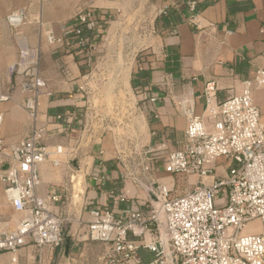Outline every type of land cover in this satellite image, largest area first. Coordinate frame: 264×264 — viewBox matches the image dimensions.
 I'll use <instances>...</instances> for the list:
<instances>
[{
    "label": "crops",
    "instance_id": "1",
    "mask_svg": "<svg viewBox=\"0 0 264 264\" xmlns=\"http://www.w3.org/2000/svg\"><path fill=\"white\" fill-rule=\"evenodd\" d=\"M3 1L0 87L7 98L0 100V138L8 146L38 129L42 130L40 142L50 152L56 146L63 149L38 166L36 189L39 197L51 189L61 196L52 209L65 219L62 243L54 250L40 251L29 243L16 253L17 264H177L169 257L167 245L163 256L150 251L148 245L156 240L152 230L140 238L129 236L134 251L123 257L110 244L89 241L87 224L97 207L117 218H125L128 209L146 216L154 204L152 186L163 185L174 197L179 195L173 194L175 185L198 183L196 176L167 173L156 151L178 149L184 141L186 118L175 109L177 101L190 100L194 114L202 116L206 83H214V102L220 103L240 94L243 81L264 70V0H196L194 13L187 10L186 0ZM86 9L98 11L103 23L99 41L85 52L68 48L62 33ZM15 11L23 13L24 23L13 32L5 19ZM45 33L60 42L48 43ZM116 40L132 47L126 56L123 48L122 58L131 60L123 86L131 88L133 99L113 107L116 113L110 118L120 127L102 128L105 116L94 114L86 96V78L98 53ZM19 41L38 50L39 76L44 81L34 121L23 108V95L13 89L8 77L16 56L12 45ZM252 98L264 126L261 90L254 89ZM147 149L154 151L147 153ZM55 159L58 166L52 163ZM5 167L0 163V173ZM226 167L225 160H217L214 177L224 176ZM212 180L204 178L202 183ZM120 196L124 201H119ZM20 217L7 202L0 180V230L14 227ZM11 257L0 253V264H8Z\"/></svg>",
    "mask_w": 264,
    "mask_h": 264
},
{
    "label": "built area",
    "instance_id": "2",
    "mask_svg": "<svg viewBox=\"0 0 264 264\" xmlns=\"http://www.w3.org/2000/svg\"><path fill=\"white\" fill-rule=\"evenodd\" d=\"M48 1L40 0L42 4ZM195 4L196 0H186L187 10L194 13ZM5 20L16 32L24 23V15L15 11ZM75 21L63 29V42L68 48L86 52L100 38V13L86 9L77 14ZM45 34L48 43L60 42L51 33ZM17 49V60L10 69L13 89L23 95V108L34 121L44 87L38 70V50L24 41L18 42ZM257 88L264 96V70H257L251 79L243 81L240 94L220 103L214 102V83H206L202 116L194 114L190 100L177 101L175 109L186 118L184 141L178 149H157V158L167 173L196 176L198 183L174 197L167 187L152 186L154 204L146 216L128 209L125 218H117L97 207L87 224L88 240L110 244L116 253L130 257L134 246L129 236L140 238L152 230L156 240L148 245L150 251L163 256L167 245L169 257L177 264H264V126L252 98ZM2 122L0 114V128ZM41 131L34 129L27 139L8 146L0 138V163L6 166L0 173L4 195L21 214L14 227L0 230V253L12 255L8 264H17L16 253L29 243L38 251L54 250L63 239L65 219L52 209L60 203V194L51 189L39 197L36 192L38 166L49 161L51 155L62 154L63 149L56 146L50 152L40 142ZM219 159L227 163L226 174L214 177ZM52 163L59 165L56 159ZM208 177L213 180L202 183ZM119 201H124L123 196ZM253 222H257L258 230L245 233L246 226Z\"/></svg>",
    "mask_w": 264,
    "mask_h": 264
},
{
    "label": "rangeland",
    "instance_id": "3",
    "mask_svg": "<svg viewBox=\"0 0 264 264\" xmlns=\"http://www.w3.org/2000/svg\"><path fill=\"white\" fill-rule=\"evenodd\" d=\"M1 2L4 1L1 0ZM142 22L144 23L146 22V20L143 19ZM143 26L144 25L142 24L141 30L143 29ZM132 30L135 29H128L127 34L129 33L128 35H131ZM12 46H14L15 48L16 56L15 59L12 61L11 66L9 67L10 69L14 62L17 60L18 51L17 45L13 44ZM123 48L125 52L123 51ZM131 48L132 47L130 43H122L120 40L112 42L107 48L103 47L104 52L100 51L98 53L99 58L94 63V65H92L86 78V82L89 83V90H86V96L91 102L93 111L95 112L94 114H97V116H105V120L102 123V128L109 127L112 129H116L117 127H120V123L115 118H110L111 115L116 113L113 107L116 105V103H126L132 101L133 99L131 88L123 86L124 81L128 78V74L132 66L130 63L131 60H123L122 51L124 52V56H126ZM130 57L131 55L129 54V59ZM8 77L13 83L14 77L10 74V70L8 72ZM4 88L6 89V87ZM0 90V97L6 96L5 93L2 91V87H0ZM182 184L183 183H181V185H175L173 192L174 195L180 194L182 190L186 191L193 188L192 186H182ZM258 228L259 226L257 222H253L246 226L244 232H254L257 231Z\"/></svg>",
    "mask_w": 264,
    "mask_h": 264
},
{
    "label": "trees",
    "instance_id": "4",
    "mask_svg": "<svg viewBox=\"0 0 264 264\" xmlns=\"http://www.w3.org/2000/svg\"><path fill=\"white\" fill-rule=\"evenodd\" d=\"M163 14H164V13H163ZM163 14H162V15H163ZM97 41H98V40H97Z\"/></svg>",
    "mask_w": 264,
    "mask_h": 264
}]
</instances>
